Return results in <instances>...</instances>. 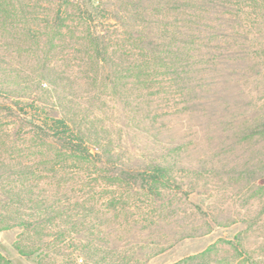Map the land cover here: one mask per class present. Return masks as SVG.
<instances>
[{
	"label": "trees",
	"instance_id": "1",
	"mask_svg": "<svg viewBox=\"0 0 264 264\" xmlns=\"http://www.w3.org/2000/svg\"><path fill=\"white\" fill-rule=\"evenodd\" d=\"M263 70L264 0H0V95L8 98L0 110H8L13 90L30 89L18 97L32 102L41 95L52 99V118L26 108L28 103L19 107L22 116L14 114L20 124L30 121L23 124L32 139L49 144L54 167L70 162V180H77L84 168H107L109 185L136 183L160 194L169 187L173 167L187 172L194 166L186 144L176 159L167 152L170 159L162 153L160 161L150 160L142 152L136 155L137 166L127 165L132 157L125 152L126 142L141 139L137 133L164 137L152 126V98L168 99L169 92L177 91L186 120L210 132L219 119L211 113L215 86L227 89L231 73L248 82L257 72L250 83H263ZM10 83L14 89L4 90ZM110 102L113 111L127 110L131 121H107L106 114L100 118L97 113L104 115ZM131 123L135 132L129 131ZM231 126L224 131L264 135V112L251 123L244 119ZM193 129L185 124L183 131ZM121 138L122 153L116 150ZM34 246L17 243L16 249L44 264ZM87 248L71 252L76 264H86Z\"/></svg>",
	"mask_w": 264,
	"mask_h": 264
},
{
	"label": "rangeland",
	"instance_id": "2",
	"mask_svg": "<svg viewBox=\"0 0 264 264\" xmlns=\"http://www.w3.org/2000/svg\"><path fill=\"white\" fill-rule=\"evenodd\" d=\"M251 73L248 82L231 73L227 89L215 86L211 113L219 119L210 132L186 120L177 91L168 99L152 98V126L164 137L137 133L141 139L126 142L132 157L127 165L137 166L142 152L150 160L160 161L167 152L176 159L186 144L194 166L187 172L173 167L169 187L158 195L136 183L109 185L107 168H84L70 180V162L54 167L49 144L32 139L23 124L30 121L20 124L15 116H22L19 107L28 103L26 108L52 118L53 100L41 95L32 102L24 98L30 89L13 92L12 83L3 86L13 90L8 95L13 101L7 100L6 112L0 110V264H36L35 256L16 249L17 243L30 242L41 250L44 264H76L71 252L81 246L88 247L86 264H264V135L249 138L223 129L244 119L251 123L264 112V78L250 83L257 72ZM106 104L104 115L97 113L100 118L131 121L127 110L116 112L112 102ZM131 124L129 131L135 132ZM185 124L194 129L185 134ZM123 140L117 152H124Z\"/></svg>",
	"mask_w": 264,
	"mask_h": 264
}]
</instances>
